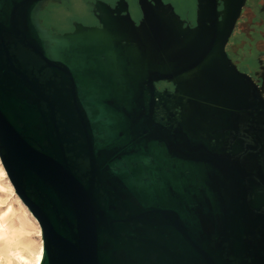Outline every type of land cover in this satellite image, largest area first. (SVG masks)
Here are the masks:
<instances>
[{
	"label": "water",
	"instance_id": "95a60500",
	"mask_svg": "<svg viewBox=\"0 0 264 264\" xmlns=\"http://www.w3.org/2000/svg\"><path fill=\"white\" fill-rule=\"evenodd\" d=\"M64 1L0 0V161L43 264H264V92L226 53L247 0H197L193 28L120 0L115 33L98 1L101 27L50 34ZM80 28L105 33L63 49Z\"/></svg>",
	"mask_w": 264,
	"mask_h": 264
},
{
	"label": "rangeland",
	"instance_id": "374dc122",
	"mask_svg": "<svg viewBox=\"0 0 264 264\" xmlns=\"http://www.w3.org/2000/svg\"><path fill=\"white\" fill-rule=\"evenodd\" d=\"M68 1H64V2H68ZM172 1L179 8L182 7L183 2L185 0H172ZM218 1L219 3H221V0ZM45 9L46 6L44 10ZM219 9H222V7H220ZM80 10L81 9L78 4H73L70 7L68 4L67 5L65 4L63 6H58V9L55 12L59 16L58 20L60 21V23L66 24L64 21L65 18L73 17L72 16L73 11L79 13L81 12ZM255 12L261 15L264 14V0L246 1L245 6L243 7L241 15L235 26V29L226 46V53L229 59L243 73H246L243 70H245L247 66L249 67L257 66L258 59L256 52L254 50L255 48L254 46L264 50V29H263L264 27H258L259 24L263 23V19L260 20L254 19L253 14ZM41 13L39 15V18L41 21V26L44 28V26L42 25ZM261 15H259V17H262ZM186 26L187 25L185 23L184 27ZM252 78L257 84H259L262 87L264 91V80H262V83H258V81L254 79V77ZM3 214L5 215L4 219H6V222L8 224L11 223L23 224L24 236L22 237L21 242L24 245L28 246L30 250L35 253L39 247L40 241L42 240V233L40 232L41 230H39V226L34 221L33 216L31 215L29 210L25 207V205L21 202L19 197L15 194V191L9 179L6 180L0 174V220H2L1 217ZM17 247L20 248L17 244H14L12 248L16 249ZM4 248H5L4 243H0V264H7L6 261L7 258L5 255L6 252ZM19 250H21V248ZM10 257L12 259L11 262L13 264H18L12 256Z\"/></svg>",
	"mask_w": 264,
	"mask_h": 264
},
{
	"label": "bare ground",
	"instance_id": "6f19581e",
	"mask_svg": "<svg viewBox=\"0 0 264 264\" xmlns=\"http://www.w3.org/2000/svg\"><path fill=\"white\" fill-rule=\"evenodd\" d=\"M226 3H228V0H225ZM39 8V7H38ZM36 8V10L38 9ZM98 8L99 11L101 12L100 14V19L102 20V22L104 23L105 27H106V33L109 32V30L114 29V33L115 31H120L123 30L124 28L127 29L129 24L126 23V21L124 20V18L121 17V12L125 9V4L124 2H120L119 7L116 9L117 14L114 13H110L108 11H111L107 6L102 5V4H98ZM156 13L158 14V16H160L161 18H168L170 21L173 22V24L176 26L177 25V19L175 18V16L172 14L170 7L168 6H164L163 4H161L159 1H157V4L154 6ZM145 12L147 14L148 17V8L146 6H144ZM36 10L34 11V13H36ZM224 15V14H223ZM162 20V19H161ZM105 32H98L96 30H94V32H92L91 34H86L84 33L83 29H79V31L76 33V35L72 36L69 40V42L67 41L66 43H63V49H67L69 47V45L71 44V42L76 41H85V40H89V36L91 37H96V36H100L102 34H104ZM89 35V36H88ZM48 47L50 48L51 46V41L50 40H46ZM53 51L51 52H55L56 51L54 49H52ZM99 51H104L106 53L107 58L109 59L108 61H104L103 65L109 66L111 68H115V72H118L119 70H122V65L121 63H115V59H114V53L113 51H111V45L107 44L106 46H100V47H94L93 48V54L97 55L96 52ZM97 59V58H95ZM70 64H72L73 67H75V71L78 73L79 75V79L81 81V83H83L84 88L90 92L91 90L88 87H91V85L88 83L87 81V75L85 74V71H91L89 69H84V67L82 66L80 61H70ZM119 65V66H118ZM92 65H89L88 67H91ZM134 66H136L134 64ZM137 70L139 71L140 68L139 66H137ZM92 68V67H91ZM104 69H107L104 66ZM108 70V69H107ZM141 71V70H140ZM88 86H86V85ZM89 96V95H87ZM0 174L2 177H4L6 180L8 179L6 176V172L3 169L2 165H1V161H0ZM32 215V214H31ZM5 215L3 214L0 220V243H4V250H5V255H6V261L7 264H13L11 261V257L12 256L16 262L18 264H43V260H44V249H43V241H40L39 247L37 249V251L34 253L30 250V248L26 245H24L21 242L22 237L24 236V226L23 224L19 223H11L8 224L6 222V219H4ZM34 221L37 223V225L39 226L37 220L33 217ZM39 230L40 226H39ZM41 232V231H40ZM17 244L21 250H19L20 248H16L13 249V245ZM23 251V252H22Z\"/></svg>",
	"mask_w": 264,
	"mask_h": 264
},
{
	"label": "flooded vegetation",
	"instance_id": "af4514ba",
	"mask_svg": "<svg viewBox=\"0 0 264 264\" xmlns=\"http://www.w3.org/2000/svg\"><path fill=\"white\" fill-rule=\"evenodd\" d=\"M102 2L106 6L110 7L111 10L116 9L120 0H69L68 2H62L61 4L49 3L46 9L41 13L42 25L49 33L55 32L56 34H67L74 31V24L79 23L85 27H101L97 19V14L94 13L91 7L92 3ZM127 3L126 10L128 11L131 19L138 25L143 18L144 6L147 8L154 7L157 1L163 3V5H170L175 13L183 20L186 25L191 28L196 26L197 18V0H185L182 7H177L172 0H125ZM72 6L73 4H78L80 6L79 13L73 11V17H66L65 23L61 24L56 10L58 6L63 5ZM126 13V12H125ZM124 13V14H125ZM157 89L163 91L165 89L173 91L174 88L171 84L160 82L156 85Z\"/></svg>",
	"mask_w": 264,
	"mask_h": 264
},
{
	"label": "crops",
	"instance_id": "0c3cea01",
	"mask_svg": "<svg viewBox=\"0 0 264 264\" xmlns=\"http://www.w3.org/2000/svg\"><path fill=\"white\" fill-rule=\"evenodd\" d=\"M259 15L261 14L255 12L253 14V18L256 20L263 19V23L262 24L258 23L259 24L258 27H264V14L261 15L262 17H259ZM254 47L258 59L257 66L256 67L247 66L243 71L254 77V79L258 81V83H262V80H264V50L256 46Z\"/></svg>",
	"mask_w": 264,
	"mask_h": 264
}]
</instances>
